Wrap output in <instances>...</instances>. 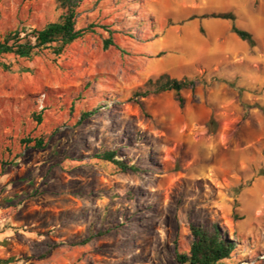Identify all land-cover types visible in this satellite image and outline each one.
Instances as JSON below:
<instances>
[{"label": "rangeland", "instance_id": "obj_1", "mask_svg": "<svg viewBox=\"0 0 264 264\" xmlns=\"http://www.w3.org/2000/svg\"><path fill=\"white\" fill-rule=\"evenodd\" d=\"M61 11L0 0V41ZM75 12L83 35L60 55L0 54V264H178L188 225L214 222L240 238L232 264H264V0ZM212 12H232L255 45L201 18ZM163 73L195 80L182 108L172 92L135 97ZM43 135L41 149L21 143ZM107 150L139 171L96 158Z\"/></svg>", "mask_w": 264, "mask_h": 264}, {"label": "trees", "instance_id": "obj_2", "mask_svg": "<svg viewBox=\"0 0 264 264\" xmlns=\"http://www.w3.org/2000/svg\"><path fill=\"white\" fill-rule=\"evenodd\" d=\"M56 1L62 10L57 20L47 23L42 28H32L29 37L28 35L21 37L19 31L8 32L0 41V54L11 52L18 56L28 57L35 49L50 48L55 55H60L67 45L80 38L83 35V30L75 28V8L81 0ZM201 18L230 21V30L233 34L249 46L255 45L251 33L233 24L235 15L232 12H212L203 14ZM195 84V80L189 78L178 80L163 73L155 79H148L145 83V90L137 92L135 97L172 92L179 107L182 108L185 103L182 91L192 90ZM83 115H87V113H83ZM33 117L38 123L42 121V116L39 114H33ZM21 143L41 149L45 146L44 135L33 138L26 136L21 139ZM117 154L114 150H107L95 156L102 161L114 164L121 172L139 171L136 165L116 159ZM188 230L190 240L187 250L177 252L175 255L178 264H232L234 262L235 252L240 246V238L236 233L232 234L234 236L232 239L229 232L220 227L218 222L212 224L190 223ZM6 262H10V259Z\"/></svg>", "mask_w": 264, "mask_h": 264}]
</instances>
